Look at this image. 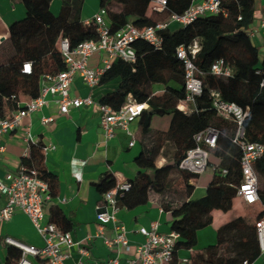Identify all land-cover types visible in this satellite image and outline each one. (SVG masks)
<instances>
[{
  "label": "trees",
  "instance_id": "trees-1",
  "mask_svg": "<svg viewBox=\"0 0 264 264\" xmlns=\"http://www.w3.org/2000/svg\"><path fill=\"white\" fill-rule=\"evenodd\" d=\"M59 1L60 9L54 13L51 10L54 0H22L26 14L11 23L10 36L0 45V119L11 118L15 111L24 108L25 102L40 95L44 80L65 69V61L56 49L60 37L68 38L72 48L83 41L99 39L96 24H85L82 19L84 0ZM195 1L166 0L164 10L159 12L153 10L154 0H100L99 9H106L111 31L116 32L127 24L142 29L167 23L173 14H183ZM221 8L224 13L201 16L187 26L175 23L177 26L171 27V23L160 30V47L144 39L136 40L133 44L136 59L115 60L101 79V84L120 79L116 89L102 96L101 103L115 110L129 98L148 104L138 119L141 150L135 164L139 171L134 179L128 180L130 188L118 194L119 207L134 209L157 195L163 210L176 214L171 230L180 234L177 251H192L187 264H255L262 255L257 222L264 217V153L255 164L259 202L244 203L247 213L222 224L217 229L216 244L194 251L198 232L213 224V211L227 213L233 209L242 179L243 152L235 142L240 126L233 119L219 115L214 107V94L249 109L243 124L245 139L264 145V87L261 86L264 63L248 32L255 19L256 0H221ZM195 41L199 50L193 62L201 71L202 92L195 97L192 109L184 112L179 107L186 98L184 69L177 48ZM217 60L231 67L233 76L211 73V66ZM25 62L31 63V74L21 71ZM156 86H163L164 92L155 94ZM154 116H170L168 128L153 126ZM207 127L219 131L209 159L212 164L213 153L218 163L213 165L214 176L205 194L192 198L194 178L199 175L181 169L180 163L196 146L195 136ZM168 144L173 147L169 159L164 153ZM44 146L41 138L32 143L23 164L36 169L39 178L48 183L52 199L58 179L46 167ZM160 158L165 159L161 166L157 164ZM117 185L116 175L110 171L96 183L102 195ZM60 213L53 208L49 221L63 232L74 229V222ZM7 264L13 263L9 259Z\"/></svg>",
  "mask_w": 264,
  "mask_h": 264
},
{
  "label": "built area",
  "instance_id": "built-area-1",
  "mask_svg": "<svg viewBox=\"0 0 264 264\" xmlns=\"http://www.w3.org/2000/svg\"><path fill=\"white\" fill-rule=\"evenodd\" d=\"M153 10L163 11L166 0H154ZM224 13L221 8V0H196L191 7L183 14H173L167 23H158L155 26L137 28L132 24H127L116 32L111 31L107 11L100 8L90 20L85 24L94 22L99 33V39L86 40L72 48L68 38L60 37L56 42V49L62 55L66 67L59 73L49 76L42 86L39 96L31 98L24 103V108L15 111L11 118L0 119V154L5 151V146L1 143L3 135L15 132L24 126L23 120L36 111L43 109L50 102L51 96H57L56 103L62 113H68L72 108L82 106H94L101 115V128L107 141L116 136L118 130H123L132 138L130 145L133 146L137 139L131 131V125L138 121L142 112L148 108L146 103H137L131 98L118 110L108 104L101 103L93 96L76 97L71 95L72 84L76 77H80L84 83L95 90L101 85V79L105 72L111 68L117 59L132 62L136 59V51L133 46L138 39H144L156 47L161 45L159 31L167 28L171 23L187 26L197 18L207 14ZM261 26L264 27V21ZM253 35L254 31L251 30ZM199 50V43L195 41L191 45H180L177 48V57L182 62L184 69V82L186 98L181 101L179 107L188 112L190 106L195 105V97L202 92V81L199 77L201 71L196 67L193 58ZM100 54V65L93 67L90 65V58L95 54ZM264 63V56L262 58ZM23 73L31 74L32 65L25 62L21 70ZM210 72L230 77L233 76V69L225 65L223 60H217L211 66ZM264 87V79L261 82ZM214 107L220 116L231 118L236 121L240 128L235 138L242 149L241 171L242 179L238 187L237 195L247 205L259 202L258 186L259 177L255 170V164L264 153V145L259 142H251L245 139L243 124L249 115V109H243L235 103L224 101L219 94H214ZM43 123L49 124L54 121L52 116L43 117ZM27 146L24 152V159L29 157L30 146L37 143L35 138L27 128ZM219 131L213 127L195 136L196 146L190 149L182 162L180 168L191 173L200 175L209 167L210 151L217 145ZM53 144L43 147V152L54 150ZM215 167L213 166V171ZM118 185L103 194L101 203L98 206L97 221L101 228L99 235H103V227L112 224L115 237L107 239L109 246L117 247V256L110 259L107 264H119L121 251H133V256L129 258V264H187L188 259H179L177 253V243L180 234L176 231L161 233L158 230V222H152L150 228L141 226L138 232L144 236V241L131 245L127 237V229L119 220L118 194L130 188L128 180L120 181ZM0 194L7 196L6 205L0 210V219L9 221L15 212L22 211L32 221L38 232L41 234L44 245L41 247L26 244L12 237H6L5 242L10 247L17 250L20 259L16 264H32L31 257L45 259L47 264H67L70 258V250L78 243L72 238L70 232H63L58 229L55 223L45 219L46 203L51 200L48 183L39 178L36 169L21 164L18 171L9 173L5 178H0ZM258 241L262 253L264 252V217L257 222ZM83 256H87L89 251L86 248L80 249ZM74 264H84L82 258Z\"/></svg>",
  "mask_w": 264,
  "mask_h": 264
},
{
  "label": "crops",
  "instance_id": "crops-1",
  "mask_svg": "<svg viewBox=\"0 0 264 264\" xmlns=\"http://www.w3.org/2000/svg\"><path fill=\"white\" fill-rule=\"evenodd\" d=\"M59 5L60 1L54 0L51 10L57 13ZM98 10L99 5L89 9L83 5V21L90 20ZM25 14L26 9L22 0H0V45L8 40L11 23L22 19ZM263 21L264 0H256L255 19L248 32L250 34L251 30L254 31L250 36L259 49L264 47V27L261 26ZM176 26L175 23L171 25V27ZM90 65L93 67L100 65L99 53H95L90 58ZM119 80L101 84L95 90H91L80 77H76L72 84L71 95L83 98L93 96L100 101L102 96L116 89ZM45 82L46 80L42 85ZM163 92V86L155 87V94L160 95ZM57 98L51 96L47 106L23 120L24 126L21 129L2 136L1 143L5 146V151L0 154V178L17 172L23 160H26L23 156L28 142L27 128H30L35 138H41L45 145L53 144L55 149L44 154V161L47 169L57 176L58 185L56 195L46 203L45 219L50 220L54 208L59 209L60 215L71 219L75 224L74 229L69 232L78 245L70 250L71 256L66 261L67 264H74L80 258L84 264H107L110 259L118 255V249L109 246L106 242L107 239L115 237L111 223L104 225L103 235H99L101 225L97 221V213L103 195L98 191L96 183L109 171L113 172L120 181L134 179L137 176L139 169L135 164V158L141 150L138 121L131 125V131L137 139L133 146L130 145L131 136L123 130H118L116 136L107 141L101 128V115L94 106L72 108L68 113H62L55 101ZM189 108L192 109V106ZM47 116H52L54 121L49 124L43 123V117ZM156 127L166 129L163 126ZM207 185H204V194ZM195 190L196 184L194 192ZM204 194H199V197ZM6 203L7 196L0 194V210ZM242 204L247 210L244 203ZM212 214L214 218V211ZM117 216L125 225L127 237L133 246L144 241V236L138 232L139 227L150 228L152 222H158L159 232L169 233L172 231L171 224L176 214L173 211H164L159 205L158 197L153 196L145 205L134 209L121 208ZM6 237L38 247L44 245L41 234L28 215L22 211L15 212L9 221L0 219V264H7L9 259L16 264L19 255L15 249L6 244ZM199 239L200 231L198 242ZM82 248L89 251L87 256L81 254ZM202 248L196 246L194 251ZM191 254L192 251L186 249L177 251L179 259H188ZM132 256L133 251H121L119 264H129L128 260ZM30 259L32 264H47L45 259L40 257ZM255 264H264V252Z\"/></svg>",
  "mask_w": 264,
  "mask_h": 264
},
{
  "label": "rangeland",
  "instance_id": "rangeland-1",
  "mask_svg": "<svg viewBox=\"0 0 264 264\" xmlns=\"http://www.w3.org/2000/svg\"><path fill=\"white\" fill-rule=\"evenodd\" d=\"M100 0H85L84 6L86 9L93 8L97 5H99ZM60 6V5H59ZM60 9V7H59ZM260 54L264 56V47H260ZM238 54L236 57L238 58ZM240 57V56H239ZM241 58V57H240ZM239 59V58H238ZM170 124V116H154L153 118V126H163L165 128H168ZM165 156L169 159L172 157L173 153V147L172 145L168 144L164 149ZM165 162V159L160 158L157 162V164L160 166ZM211 163L207 170L200 174V176L194 178V182L196 184V190L192 195V198H198L199 194H204L205 184H209L214 176L213 172V165L218 163V159L215 157V155L212 153L211 155ZM176 179V176H175ZM154 195V194H153ZM155 197H158L157 195H154ZM246 206V205H245ZM248 209V207L246 206ZM247 213V210L241 203V200L239 197L235 199V206L231 212H228V214H225V212H222L220 210H214V223L211 224L208 227H205L200 230V239L198 242V247H206L209 245H213L217 243V229L224 224L225 222L233 219L234 217L238 215H244Z\"/></svg>",
  "mask_w": 264,
  "mask_h": 264
}]
</instances>
